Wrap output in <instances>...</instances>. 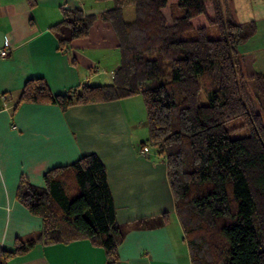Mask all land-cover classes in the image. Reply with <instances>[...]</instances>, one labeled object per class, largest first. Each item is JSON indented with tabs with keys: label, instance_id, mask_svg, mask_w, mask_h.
Listing matches in <instances>:
<instances>
[{
	"label": "trees",
	"instance_id": "trees-1",
	"mask_svg": "<svg viewBox=\"0 0 264 264\" xmlns=\"http://www.w3.org/2000/svg\"><path fill=\"white\" fill-rule=\"evenodd\" d=\"M110 1L111 8L98 17L83 16L78 8L63 11L52 31L62 48L86 37L96 18L106 23L120 53L113 84L52 94L42 78H31L18 102L55 104L65 111L73 104L140 95L147 124L142 147L165 159L191 264H264V75L250 71L245 78L254 113L239 80L245 77L239 48L255 37L256 23L238 22L231 5L224 11L223 2L230 0ZM128 5L132 21L123 19ZM209 28L217 36L210 38ZM235 119L244 120L245 136L230 138L225 125ZM42 179V187L21 179L16 191V200L40 218L39 235L15 239L10 250L0 251V264L37 243L81 239L102 248L107 264H115L123 237L98 157L81 156Z\"/></svg>",
	"mask_w": 264,
	"mask_h": 264
},
{
	"label": "crops",
	"instance_id": "crops-1",
	"mask_svg": "<svg viewBox=\"0 0 264 264\" xmlns=\"http://www.w3.org/2000/svg\"><path fill=\"white\" fill-rule=\"evenodd\" d=\"M245 1H224L223 10L231 5L238 22L264 24V0H249L254 3L250 8ZM93 2L87 7L88 0H0V48L9 43L7 56H0V251L10 250L15 239L34 240L40 232V218L16 200L20 180L42 187L46 171L94 154L105 168L123 237L115 264H191L165 159L152 148L140 153L147 139L140 95L73 104L65 111L55 104L18 102L31 78H42L52 94L113 84L120 53L106 23L96 18L86 37L62 48L52 31L63 11L78 8L83 16L98 17L112 6L110 0ZM125 11L132 21L133 9ZM254 39L240 46L239 53L251 56L249 67L264 75V56L254 58ZM7 264H107V259L102 248L81 239L37 243Z\"/></svg>",
	"mask_w": 264,
	"mask_h": 264
},
{
	"label": "rangeland",
	"instance_id": "rangeland-1",
	"mask_svg": "<svg viewBox=\"0 0 264 264\" xmlns=\"http://www.w3.org/2000/svg\"><path fill=\"white\" fill-rule=\"evenodd\" d=\"M88 6H94V2L91 3V0H88ZM84 4V3H83ZM254 3L252 1H245V5H247L248 8L252 7ZM129 8V9H133V7L131 5H128L125 7L126 8ZM124 9L123 11V19L125 21H130L128 18H129V15H128V12H126ZM246 9V8H245ZM256 25H257V33H256V36H255V43L253 45V47L255 48L254 49V58L256 59H260L264 56V24L263 23H260V22H255ZM208 35L210 38H214V35L217 36V32H216V29L215 28H209L208 29ZM239 58L242 59L240 62L241 63V68H242V71L245 75V77H240L239 80L240 82L243 84V91L245 92V97L247 99V103L249 105V110L251 112H256L257 111V106H256V103L254 101V98L252 97L253 94L251 93L250 95L246 92L248 91V89L251 88V83L249 81H246L245 78L247 76V74L251 72H253V70L249 67V63H250V58L251 56H247V55H242L239 53ZM168 72V70L165 72V74ZM167 76H164V78H166ZM206 83V77H204V79H200V88L201 90L204 88V84ZM200 99H201V103L204 104L206 103V100L204 97H202V95L199 96ZM225 128L229 131V136L230 138H239V137H243L247 134V131L248 129L246 128V125L244 123V120L243 119H235L229 123H227L225 125Z\"/></svg>",
	"mask_w": 264,
	"mask_h": 264
},
{
	"label": "built area",
	"instance_id": "built-area-1",
	"mask_svg": "<svg viewBox=\"0 0 264 264\" xmlns=\"http://www.w3.org/2000/svg\"><path fill=\"white\" fill-rule=\"evenodd\" d=\"M8 49H9V43H8V41H4L3 42V47L0 48V56L1 57L7 56L8 52H9ZM2 99L5 101L6 97L2 96ZM147 150H148L147 147H142L141 150H140V153L141 154H145V153H147Z\"/></svg>",
	"mask_w": 264,
	"mask_h": 264
},
{
	"label": "water",
	"instance_id": "water-1",
	"mask_svg": "<svg viewBox=\"0 0 264 264\" xmlns=\"http://www.w3.org/2000/svg\"><path fill=\"white\" fill-rule=\"evenodd\" d=\"M2 43V39H1V36H0V44Z\"/></svg>",
	"mask_w": 264,
	"mask_h": 264
}]
</instances>
